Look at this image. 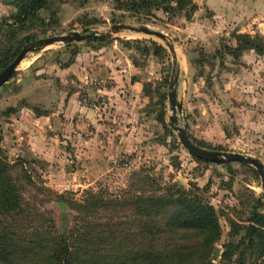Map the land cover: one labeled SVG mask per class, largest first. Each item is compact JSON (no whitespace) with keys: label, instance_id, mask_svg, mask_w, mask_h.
Returning a JSON list of instances; mask_svg holds the SVG:
<instances>
[{"label":"rangeland","instance_id":"rangeland-1","mask_svg":"<svg viewBox=\"0 0 264 264\" xmlns=\"http://www.w3.org/2000/svg\"><path fill=\"white\" fill-rule=\"evenodd\" d=\"M125 1L49 0L48 9L16 22L17 0H0L1 63H12L27 49L7 81L28 69L31 58L43 61L37 72L55 86L58 100L49 107L59 111L54 126L46 122L35 130L30 123L49 111L24 100L8 106L18 86L10 91L7 81L0 85V238L7 242L0 264H56L51 254L61 238L75 253L72 264H121L123 254L132 256L145 244L139 229H150L155 247L168 245L173 258L179 248L189 259L185 263L206 253L216 264L223 245L244 235L251 212H263L264 182L257 169L194 157L169 118L168 94L174 90L181 105L178 124L193 143L242 153L264 165V63L255 53L249 61L243 52L233 57L224 48L249 33L224 31L203 39L186 32L194 13L187 19L174 0H161L167 1L162 7L172 8L168 13L161 8L135 13ZM114 24L145 26L164 37L116 31ZM73 32L83 38L37 45L39 39ZM90 33L95 36H86ZM256 34L264 36L249 35ZM154 44L162 48L157 55ZM108 50L107 58L121 59L123 67L116 69H125L118 82L96 67L103 64L98 53ZM70 96L73 102L65 98ZM23 106L32 111L30 117L22 114L21 122L25 116L28 121L21 139L14 119ZM178 195L213 207L220 234L207 250L199 227H171L180 214L173 200ZM160 204L162 211L152 210ZM108 230L118 249H107L102 241ZM239 254L249 264L245 245Z\"/></svg>","mask_w":264,"mask_h":264},{"label":"trees","instance_id":"trees-1","mask_svg":"<svg viewBox=\"0 0 264 264\" xmlns=\"http://www.w3.org/2000/svg\"><path fill=\"white\" fill-rule=\"evenodd\" d=\"M174 1L176 8L179 11L186 12V15L188 14L189 16H186L187 19H190L197 8L193 0ZM124 3L135 13L141 9L149 11L151 8H161L168 13V10L172 9L171 7H162L167 1L164 2L161 0H126ZM15 7L17 12L12 16L16 22H22L28 17L36 15L39 10L48 9L49 0H17ZM224 48L227 49L233 57H237L244 50H254L256 53L262 54L264 52V36L259 34L254 36L242 34L237 37L235 46H224ZM154 49L155 55L159 54L162 50V48L156 44H154ZM13 55H15V52ZM5 57H10V55H6ZM11 61L8 63L7 61L4 63H1L2 61H0V66H3V64H6L7 66ZM168 194L171 195V193ZM173 200L175 204L178 205L180 214L172 219L171 227L181 228L187 227V225H195L199 227L205 231L202 239V247L207 250V247L211 246L218 240L220 234L219 225L213 207L210 205L203 206L196 199L192 200L186 196L178 195ZM163 205L164 204L157 205L155 208L152 206V210L160 209L162 211L164 209ZM185 209H188L189 212ZM139 230L144 234L143 238L145 239V244L139 243L138 249L132 253V256L129 254H123L124 258L121 259V264L130 263V260L132 262L130 264H214L207 259L206 253L200 254L198 261L195 263H185L189 261V259L185 257L183 250H179V248L177 257L173 258L170 256L171 250L168 245H163L159 249L155 247V243H153V239L150 237L152 235L150 229ZM103 233L106 235H108V233L113 234L109 230ZM105 234H103L102 241L106 244L107 249H110L109 247L111 245L113 249H118L117 243H110V240L115 241L117 238L110 235L107 237ZM10 239L15 242L13 238L10 237ZM4 243H7L6 238H0V248L4 246ZM243 245H245V249L249 253V264H264V213L260 210L258 211L255 209L251 212L250 221L246 225L242 237L237 240H229L223 245V251L220 258L222 260H218L216 264H226L229 260H236L237 264H245V259L239 254V250ZM74 254L70 243L66 239L61 238L51 256L56 261V264H72ZM107 255V252L106 254L103 253L105 259L108 257ZM129 257L130 259L128 260Z\"/></svg>","mask_w":264,"mask_h":264},{"label":"crops","instance_id":"crops-1","mask_svg":"<svg viewBox=\"0 0 264 264\" xmlns=\"http://www.w3.org/2000/svg\"><path fill=\"white\" fill-rule=\"evenodd\" d=\"M193 2L197 8L193 17L185 24L186 32L194 33L196 36L199 35L203 39L207 37V40L213 37L214 34H219L224 31L225 33L235 32L236 34L244 32L249 34H255L256 32L264 33V0H193ZM232 44L233 46L236 45V40H234ZM112 52L115 51L113 50ZM254 53L259 56V63H264V54L258 55L254 50H244L241 56L250 61ZM107 54H109V50L107 52L101 51L98 53L97 58H99L103 64L102 67H96H98L97 69H99L100 72L105 74V77L113 78L118 82L120 76H126V73L121 74L125 69H116L117 66L123 67V65L119 63L121 59H116L118 55L112 56L113 59L111 60V58H107ZM26 56L25 53L19 63L25 59ZM50 56L57 57V54L51 55L50 53ZM42 64L43 61H36L31 58L28 69L25 68L24 71L17 73L16 76H12L11 80L4 84V86H6L5 90L10 91H13L12 88L15 85L18 86L16 90L18 92L13 93L10 100L7 101L6 104L8 106L13 107L18 100H24L31 106L42 107L49 111L46 115L41 114L37 116L33 124L30 123V126H33L35 130H39L41 125L46 122H48L46 123L48 127L54 126L56 123L55 121L58 119L57 114L59 112L57 107H49V102L53 104L58 100V92L49 80H44L39 76L40 72L37 71L43 67ZM64 69L65 68L62 70ZM67 69L69 70L70 66ZM128 82L131 85L136 83L131 79H129ZM65 98H68L71 102L74 101L72 96ZM31 106H23L26 108L21 109V115L14 119L15 131L18 132L21 139H23L22 136H24V132L20 131V129H25L26 127V122L28 121L26 116L30 117L29 112H31L32 109L29 107ZM69 110L72 112L70 108ZM23 112L26 113L24 118L25 123L21 122Z\"/></svg>","mask_w":264,"mask_h":264},{"label":"water","instance_id":"water-1","mask_svg":"<svg viewBox=\"0 0 264 264\" xmlns=\"http://www.w3.org/2000/svg\"><path fill=\"white\" fill-rule=\"evenodd\" d=\"M111 29L116 30V31L120 29H125L130 32H140V33L147 34V35L164 37L163 33L152 30L145 26L134 27L131 25L114 24L112 25ZM86 31L87 29H83V32H86ZM86 36H95V33L86 34ZM82 38H83V35H81V33L79 32H73L70 34H62V35H53L50 37L39 39L37 41V45L39 48H42L44 46H47L53 43H70L75 40H81ZM26 52H27V49L22 50L19 53V55L16 57V59L12 63H10L3 71L0 72V85L9 79L15 66L19 63V61L21 60V58L24 56ZM168 98H169V102H170L171 109H172V115L169 117L172 123L171 127L177 133V137L180 143L189 151L190 154H192L194 157L200 160L214 162V163L240 162L244 164L253 165L257 169L258 173L260 174L262 182H264V165L259 161V159L242 154V153H238V152L210 150V149L201 147L193 143L189 139L185 129L178 124L177 113L181 112V105L176 100L174 90L169 92ZM262 207H263V213H264V187H263V193H262ZM217 253H218V249L215 248L214 255L216 256Z\"/></svg>","mask_w":264,"mask_h":264}]
</instances>
